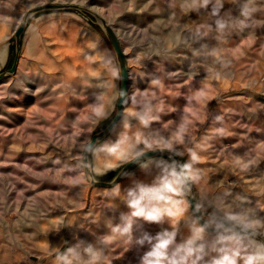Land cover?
I'll list each match as a JSON object with an SVG mask.
<instances>
[{"label":"rangeland","instance_id":"rangeland-1","mask_svg":"<svg viewBox=\"0 0 264 264\" xmlns=\"http://www.w3.org/2000/svg\"><path fill=\"white\" fill-rule=\"evenodd\" d=\"M47 3L76 4L93 14L31 13ZM26 18L18 70L0 79V264L57 260L73 238L70 217L84 214L94 202L106 210L98 225L104 264H142L156 237L174 232L171 259L197 228L204 233L194 247L203 250L187 264H212L220 248L239 247L243 255L264 244L239 230H207L191 210L185 182L174 197L181 201L176 217L164 215L158 223L134 218L129 235L114 234L112 227L132 211L130 191L159 187L180 169L169 156H157L108 187L92 184L84 161L86 144L115 112L120 95L106 22L126 54L129 91L123 117L93 148L92 169L104 175L137 153L160 148L187 163L194 150L200 157L192 179L199 205L252 224L249 228L264 239V0H0V71L8 69L15 32ZM162 26L174 30V40L168 41ZM181 125L182 142L176 138ZM122 140L109 156L106 149ZM83 202L85 207L72 209ZM145 235L152 244L139 243ZM105 236L113 242L105 243ZM230 236L236 240L221 242Z\"/></svg>","mask_w":264,"mask_h":264},{"label":"clouds","instance_id":"clouds-1","mask_svg":"<svg viewBox=\"0 0 264 264\" xmlns=\"http://www.w3.org/2000/svg\"><path fill=\"white\" fill-rule=\"evenodd\" d=\"M207 2V0H205ZM221 28L224 25H220ZM97 115H101L97 112ZM217 120L222 119V117H216ZM142 123L147 126L149 121L142 120ZM186 131L184 125H181L179 131L176 134V138L183 141V135ZM125 137L124 140H127ZM120 141L118 144L108 147L106 149L109 156H114L116 154L117 147L124 142ZM140 142L139 134H137V143ZM148 148L152 145L147 141H144ZM171 147V145H167ZM142 153H137L141 155ZM190 160L185 163L181 170L178 172L175 168L171 171L169 176H166L160 183L159 187L154 188H141L139 194L135 191H130L128 195L131 197L127 201L128 207L132 210L130 215L122 217L125 221L122 225H116L112 227L111 231L114 234H119L120 236L129 235L132 232L134 218H142L148 222H159L164 215L170 217H176L178 213L174 211L176 206L181 203V201L174 199V197L180 196L182 191V185L185 181L189 179H196L194 175L193 165L198 163L200 160L199 155L194 150H189ZM90 167V165L88 166ZM112 165L106 164L105 168L110 169ZM97 174H103L101 169H92ZM230 219H237L233 216ZM245 227H253L252 224H246ZM204 228H197L191 239L187 241L186 244L180 245L176 248L175 252L172 254L171 259L168 256L169 246L173 244L175 239V233H165L163 236H157V242L152 246V249L148 251L142 258V264H164V261H169V264H187L188 258L191 257L195 252L202 251L203 246L200 248L194 247L197 240L203 238ZM166 237V238H165ZM114 237L105 236L104 242L110 243ZM145 240L149 244H152V237L145 235L143 239L139 240L141 245L144 244ZM236 240V237H221V242ZM90 259L86 264H99L101 259V253L94 251L91 246L86 250ZM221 253L219 258L212 260V264H264V244L257 245L254 251L243 254L239 247L236 248H220ZM74 249H68L66 253L59 254L57 256V261L59 264H72V259L74 257ZM179 257V259H177ZM195 264V262H193Z\"/></svg>","mask_w":264,"mask_h":264},{"label":"water","instance_id":"water-1","mask_svg":"<svg viewBox=\"0 0 264 264\" xmlns=\"http://www.w3.org/2000/svg\"><path fill=\"white\" fill-rule=\"evenodd\" d=\"M62 9H80V10H85L93 14V12L90 11L89 9L83 8L79 5L61 4V3L43 4V5L33 8L31 10V13L37 14L45 10H62ZM27 25H28V18H26L17 28L15 32L16 49H15V56H14L13 64L10 68L4 71H0V79L17 72L19 59H20V53H21V47H22V36L27 28ZM103 29L110 43V46L112 47V49L114 50L116 54V58H117V62L119 65V70H120V75H121V87H120V95L117 101L116 113H115L114 118L104 129L95 133L92 136V139L86 144V147H85L84 161L87 166V173L91 179L92 184L108 186V187L115 186L119 183V181L123 178L125 174H127L131 169H133L140 162L146 159H150V158L162 156V155L169 156L181 170L182 166L185 164L181 156L174 151H169L167 149H162V148L144 151L142 152L141 155H137L134 159L125 163L123 167L121 168V170L118 172V174L111 180L98 179L94 171L92 170L90 153L101 139H103L104 137H106L107 135L111 133V131L116 127V125L119 123V121L123 117L124 107H125V103H126V99H127L128 91H129V69H128V64H127V57L121 45L120 39L117 33L114 31V29L106 22H103ZM89 165L90 167H88ZM185 183L188 187V192H189L188 199L190 202L191 210L196 215L198 220L207 228V230L211 232H216V233L230 231V230H239V231L248 233L254 237H257L264 242V239L261 235H259L258 233L250 229L249 227H245V224L235 219H230V217L220 215L219 213L215 211L204 210L197 201V194H196L193 180L189 179L185 181ZM205 216H210L214 220H217L218 225H212L210 221L204 219Z\"/></svg>","mask_w":264,"mask_h":264},{"label":"bare ground","instance_id":"bare-ground-1","mask_svg":"<svg viewBox=\"0 0 264 264\" xmlns=\"http://www.w3.org/2000/svg\"><path fill=\"white\" fill-rule=\"evenodd\" d=\"M164 28V26H162ZM136 31V30H135ZM167 35H168V41L174 40L173 39V29H165ZM169 31V32H168ZM56 39V38H55ZM60 40V39H59ZM131 41V39H129ZM80 42V41H79ZM68 46V45H67ZM149 46V45H148ZM136 47V46H135ZM142 47V46H141ZM149 48V47H148ZM140 49V47L136 48V50ZM83 50V48H82ZM57 52V50H55ZM54 52V51H53ZM59 53V52H58ZM62 53V52H61ZM59 56V55H58ZM57 57V56H56ZM60 57V56H59ZM58 58V57H57ZM61 58V57H60ZM67 58V57H66ZM0 59H1V53H0ZM65 59V58H64ZM59 60V59H58ZM61 60V59H60ZM74 59H69L67 63L69 64L70 61ZM88 60V59H87ZM138 60V59H137ZM62 62V61H61ZM63 63V62H62ZM90 63V62H89ZM66 65V64H65ZM48 67V66H47ZM46 67V68H47ZM78 68V66H77ZM84 68V67H83ZM92 68H94L92 66ZM75 69V68H73ZM50 70V69H49ZM88 70V69H87ZM51 71V70H50ZM80 71V70H78ZM94 71V70H93ZM91 72V71H90ZM95 72V71H94ZM93 72V73H94ZM51 73V72H50ZM54 73V72H53ZM55 74V73H54ZM52 75V74H51ZM62 75V74H61ZM60 75V76H61ZM85 76V75H83ZM54 77V76H53ZM52 78V77H51ZM64 79V78H63ZM74 79V78H73ZM85 79V78H84ZM83 79V80H84ZM63 81V80H62ZM65 81V80H64ZM63 81V82H64ZM87 82V81H86ZM67 83V82H66ZM64 84V83H63ZM72 86V85H71ZM68 87V85H67ZM75 89V88H74ZM63 92V90H62ZM64 93V92H63ZM66 93V91H65ZM76 94V93H75ZM80 94V93H79ZM77 95V94H76ZM65 96V95H64ZM68 98V97H66ZM74 98V97H72ZM82 99V98H81ZM59 100V99H58ZM71 100V99H70ZM81 101V100H80ZM67 102V101H66ZM65 103V102H64ZM70 103V102H69ZM78 104V103H76ZM63 105V104H62ZM17 106V105H16ZM19 106V104H18ZM69 106V105H68ZM71 107V106H70ZM61 108V107H60ZM22 110V109H21ZM65 116V115H64ZM62 116V117H64ZM64 120V119H63ZM34 124V123H32ZM54 137V136H53ZM52 137V138H53ZM54 141V140H53ZM51 144V143H50ZM41 155V154H40ZM46 155V154H45ZM51 157V156H50ZM42 158V157H41ZM53 160V159H51ZM50 160V161H51ZM33 163V162H32ZM53 163V162H52ZM57 164V163H56ZM59 164V163H58ZM57 164V165H58ZM50 165V164H49ZM56 166V165H55ZM39 167V166H38ZM57 167V166H56ZM42 169V168H41ZM15 177V176H14ZM22 184V183H21ZM47 184V183H46ZM48 185V184H47ZM53 187V186H52ZM7 194V193H6ZM27 196V195H26ZM18 198V197H17ZM93 203V202H92ZM1 204V203H0ZM88 204V203H87ZM85 202L81 203L80 205H74L72 206V209L76 210L79 209V207H85ZM106 213L105 207H102L101 205H97L95 202L92 206H90L89 209H87L84 214L80 215H73L70 217V224H71V231H72V240L69 243V245L66 248L65 253L68 249H74L75 255L74 257H70L72 259V264H86V262L90 259L89 255L85 251L89 246L93 248L94 251H97L101 253V240L99 236V230L98 225H101L99 222H102V220L105 218L104 214ZM108 213V212H107ZM109 214V213H108ZM97 220V222H96ZM46 224V223H45ZM44 224V225H45ZM48 224V223H47ZM47 226V225H46ZM104 230V229H103ZM131 237V236H130ZM129 237V238H130ZM133 237V236H132ZM120 239V238H119ZM113 242V241H112ZM130 242V241H129ZM5 244V243H4ZM120 244V242L118 243ZM11 245V244H9ZM125 245V244H124ZM137 245V244H136ZM8 246V245H6ZM109 246V245H108ZM107 246V247H108ZM118 246V245H115ZM144 246V245H143ZM111 247V246H110ZM134 247V246H133ZM113 248V247H112ZM115 248V247H114ZM120 248V247H119ZM144 248V247H143ZM7 249V248H6ZM17 249V248H16ZM109 249V248H108ZM133 249V248H132ZM137 249V248H136ZM1 251V250H0ZM6 251V250H5ZM9 253V250L8 252ZM116 253V252H114ZM120 253V252H118ZM140 253V252H139ZM107 255V254H106ZM116 255V254H115ZM142 255V254H141ZM139 255V256H141ZM142 257V256H141ZM2 258V257H1ZM7 258V257H6ZM115 258V257H114ZM143 258V257H142ZM109 259V258H108ZM110 260V259H109ZM46 263V262H45ZM166 263V262H165ZM47 264H59L57 260H53L48 262ZM99 264H104L102 260V253H101V259L99 261ZM114 264V263H113ZM131 264V263H130Z\"/></svg>","mask_w":264,"mask_h":264},{"label":"trees","instance_id":"trees-1","mask_svg":"<svg viewBox=\"0 0 264 264\" xmlns=\"http://www.w3.org/2000/svg\"><path fill=\"white\" fill-rule=\"evenodd\" d=\"M85 15H87L89 18H91V20L93 21V16L90 14V13H84ZM96 26V28H98L99 30H100V28H99V26L98 25H95ZM22 39H23V36H22ZM110 44V43H109ZM112 48V47H111ZM14 56H15V45H12L11 46V51H10V56H9V59H8V62H7V64H6V67H5V69L6 68H10L11 66H12V64H13V60H14ZM115 113H116V110H115V112L112 114V116L110 117V118H108L107 120H105V121H103L100 125H99V129H104L111 121H112V119L114 118V116H115ZM92 152H93V149H92V151H91V153H90V159L92 158ZM147 160V159H146ZM182 160L184 161V159L182 158ZM145 161V160H144ZM143 162V161H142ZM141 163V162H140ZM123 166H120V167H117V168H115L114 170H112V171H110L109 173H106V174H104V175H101V176H97V178L98 179H109V180H111V179H113L117 174H118V172L121 170V168H122ZM197 201H199V198H197ZM65 246H63V248H64ZM62 248V249H63Z\"/></svg>","mask_w":264,"mask_h":264},{"label":"flooded vegetation","instance_id":"flooded-vegetation-1","mask_svg":"<svg viewBox=\"0 0 264 264\" xmlns=\"http://www.w3.org/2000/svg\"><path fill=\"white\" fill-rule=\"evenodd\" d=\"M205 220H207V217H204Z\"/></svg>","mask_w":264,"mask_h":264}]
</instances>
